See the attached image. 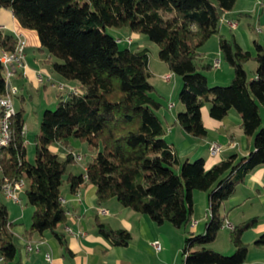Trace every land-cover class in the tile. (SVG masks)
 I'll return each mask as SVG.
<instances>
[{"label": "trees", "instance_id": "obj_1", "mask_svg": "<svg viewBox=\"0 0 264 264\" xmlns=\"http://www.w3.org/2000/svg\"><path fill=\"white\" fill-rule=\"evenodd\" d=\"M236 0H0V10L12 12L20 26L37 33L39 48L55 58L53 72L76 81L81 90L60 97L55 110H45L39 133L33 139L32 163L25 159L23 111L11 119L12 139L0 159V186L4 176L28 179L24 189L33 208L26 234L50 231L64 252H69L62 233L65 222L60 203L63 177L71 190L84 182L95 188L96 204L117 203L156 225L168 223L186 232L181 264H244L248 246L242 234L257 218L237 224L229 233L234 251L224 255L210 249L224 219L220 209L235 189L258 166H264V44L255 43L252 55L240 47L233 35L219 38V52L232 68L226 86H210L205 72L212 68L200 51L218 34L220 20L234 8ZM107 28H126L145 35L158 46L157 57L171 74L180 77L178 99L184 110L178 125L197 139L207 136L201 108L208 105L211 119L223 120L234 110L241 129L253 137L254 150L235 155L206 169L203 159L180 162L166 142V129L158 111L163 104L150 83L147 49L120 48ZM15 36L0 29V53L10 52ZM256 63L254 78L245 65ZM5 92L0 63V96ZM101 147L85 172L73 175L67 168L75 159H64L49 150L52 143L68 147L69 140ZM194 191L208 192L210 219L202 234L187 231L193 214ZM97 231L115 246H127L131 236L96 221ZM256 244H264L262 235ZM17 245L9 232L6 207L0 204V257L12 261ZM65 252V253H66ZM67 253V254H68ZM20 264V263H16Z\"/></svg>", "mask_w": 264, "mask_h": 264}, {"label": "crops", "instance_id": "obj_2", "mask_svg": "<svg viewBox=\"0 0 264 264\" xmlns=\"http://www.w3.org/2000/svg\"><path fill=\"white\" fill-rule=\"evenodd\" d=\"M228 22L233 23L234 27H231ZM0 29L10 32L14 36H22L26 42V46L30 44L40 46L37 33L22 28L13 17L12 12L8 9L0 10ZM226 34L229 36L233 35L242 49L254 55L255 43L264 44V0L235 1L234 8L227 12L220 20L218 34L214 35L216 38L211 40L212 36L201 48L205 61H207L205 59L207 51L215 50L216 47V56H220L218 46L219 38H228ZM127 37L130 39L129 36ZM131 43H133L132 39ZM25 59L26 55L24 61ZM215 61L218 62L217 66H214ZM208 62L212 65V68L205 72L209 85H228L233 76L232 68L223 65L219 58ZM157 69H159V66ZM255 69L256 63L252 71L251 79L254 78ZM148 70L151 76L149 59ZM35 73L36 69L32 68L30 71L31 78L32 75L33 77L35 76ZM36 74L35 81L37 82V76L39 74ZM166 74L171 73L165 65L162 69H159L158 77L161 78ZM28 79V74H25V70L18 71L16 76L11 78L12 85L17 89L15 96L18 95L19 87L21 88L26 81H31ZM170 80L165 83L168 84ZM37 84H43V80L41 83L37 82ZM69 85H71V82L63 86L68 88H65L68 92L69 89L74 88L73 85L72 87ZM176 88L177 90L181 88V84L177 80L174 82V90ZM61 92L59 90V93L56 94L57 99L63 97ZM169 103L166 111L170 113L172 127H169L167 124L164 138L175 151L180 162L181 160L194 161L196 159H203L205 168L209 169L213 165L233 155L237 158L245 157L254 150L253 137L246 136L243 133L240 126V116L236 112L230 110L223 120L216 121L210 118L206 106L202 107L201 119L204 127L207 129V136L200 140L186 133L176 121L177 114L182 112L184 107L181 104L176 106L174 103ZM15 110L23 111V109L17 108ZM262 118H264V113ZM221 131L223 133L222 135H220ZM209 132L212 133V136L217 134L218 139L222 137L224 139V148H222L220 154L215 156H211L209 153V144L214 142L209 140L211 137ZM57 144L63 147L59 153L60 158L64 159L68 153H71L73 156L80 157L78 161H82V156L78 154L77 150L82 151L86 145L85 143L70 139L68 147H65L61 143ZM90 148L95 149V154L92 157L94 158L100 148ZM206 153L209 159H207ZM218 156L219 158H217ZM87 164L83 167V173L85 172ZM70 173L76 175L73 172ZM26 187L27 185L25 184ZM60 203L65 211L66 219L64 223L56 227V230L63 234L70 253L64 252V249L61 248L50 231H44L41 234H26V230L31 223L33 208L27 203L24 190L20 192V204H14L6 200L0 190V204L6 207L9 232L12 234L13 241L17 245V252L14 259L9 262L1 261L0 264H16L17 262L20 264L182 263V249L186 237L185 231L180 232L168 223L156 225L149 216L140 215L123 208L115 200L98 206L96 204L95 188L87 182H84L75 190H71L67 182L66 186L61 185ZM192 205L193 214L191 220L196 221V224L194 227H191L189 223L187 231L193 234H202L205 231L206 223L210 219L208 192L193 193ZM101 207L107 210V214H98V209ZM220 215L224 221H228L233 227L249 219L257 218L256 225L245 231L241 237V241L248 246L244 264H264V244H256V241L264 235V166H258L248 174L245 183L238 186L234 193L223 202ZM96 221L107 225L112 230L127 231L131 236L129 244L123 247L113 245L108 239L98 233ZM225 231L228 230L221 229L215 241ZM228 232L230 233V230ZM229 233L227 234L229 243L227 250L232 253L234 248L230 243ZM155 241L160 245L158 252L152 247V243ZM215 241L209 247L221 253L222 251L220 249L213 248ZM47 256H49L50 260H47Z\"/></svg>", "mask_w": 264, "mask_h": 264}, {"label": "rangeland", "instance_id": "obj_3", "mask_svg": "<svg viewBox=\"0 0 264 264\" xmlns=\"http://www.w3.org/2000/svg\"><path fill=\"white\" fill-rule=\"evenodd\" d=\"M85 0H79V3H83ZM33 31V30H32ZM106 33L110 35L112 38L115 40L121 39L123 42L119 43L120 48H126L128 47L132 51H137L139 48L140 49H147L148 52V59L150 60V67H151V76H150V83L154 86L156 93L155 96L159 99V101L163 104L162 108L158 111V115L162 119L163 125L166 128L167 124L169 127L171 126L170 123V113L166 111V107L168 106V103H174L176 106L178 104H181L178 99V94L181 88L177 90V88L174 90V82L177 80L180 84L181 79L180 77L173 75V74H166L171 76V80L168 84L165 82H168L164 79L163 75L161 78L158 77V72L159 69L163 68L165 64L160 61L157 57V52H158V46L151 42L145 35L136 33V32H131L130 30L126 28H107ZM127 36L132 39L131 44H127L125 41L128 38ZM226 37H229L228 34H226ZM216 38L215 36L212 37L211 40H214ZM211 42V41H209ZM208 42V44H209ZM211 46V45H208ZM217 47L215 50L212 51H207L206 55V60L208 61H213L216 58H219L221 63L225 66H229L221 56H216L217 55ZM201 51V48H200ZM24 53L26 55L25 59V74H28V80L31 81H26L24 85L18 89V95L13 96L12 102L15 108L17 109H23V119L25 121V147H26V160L30 163L33 161L34 157V143L33 139L36 134L39 133V126L40 122L42 119L43 112L45 110H55L57 107V93H59V90L62 91L61 94L63 98L67 96L68 91H66V87L63 91V89H60L59 86L67 85L69 82H71V86L76 89V91L80 94L81 90L78 86V83L76 81H69L65 80L62 78L60 75L56 74L53 72L51 68V62L55 61V58L50 56L46 50H41L39 46H33L29 45L25 47ZM25 58V57H24ZM158 65H157V64ZM159 66V69H157ZM255 67V61L250 60L246 63L245 65V71L247 74V78L251 80L252 77V71L254 70ZM32 68L36 69V73H38L42 79H43V84H37L35 81V76L37 75L35 73V76L31 78L30 71ZM169 103V104H171ZM183 106V105H182ZM172 107V106H171ZM206 108L208 109V105H206ZM174 111V110H172ZM232 112H235L234 110H231ZM264 113V108L260 107V114L261 117H263ZM262 127H264V118H262ZM210 134V139L211 143H217L218 145L221 146V151L223 147V137L221 139L217 138V134H214L213 136L211 135L212 133L209 132ZM222 131L220 135H222ZM202 140V139H200ZM210 143V144H211ZM86 144V143H85ZM209 144V145H210ZM63 147L60 146V144L57 143H52L49 145V150L52 152H55V154L60 153V150ZM101 150V147H99ZM78 151V154L82 156V161L75 160L72 164H70L67 168L68 172H73L76 175L83 174V167L92 161V157L95 154V149H89L88 145L86 144L83 147L82 151ZM220 154V153H218ZM220 156V155H219ZM219 156L217 158H219ZM207 159L209 157L207 156ZM185 160H181V162H184ZM66 176L63 177V183L62 186H66V181H65ZM25 184L28 185V179L25 178ZM195 194L200 193L199 191L193 192ZM203 194V193H201ZM221 229H226V228H221ZM180 232H183V229H178ZM227 230V229H226ZM229 231V230H228ZM228 231H225L221 233L217 241L213 244V248L215 249H220L224 255H232L231 251H228V239H227V234L229 233ZM180 260H181V253H180Z\"/></svg>", "mask_w": 264, "mask_h": 264}, {"label": "built area", "instance_id": "obj_4", "mask_svg": "<svg viewBox=\"0 0 264 264\" xmlns=\"http://www.w3.org/2000/svg\"><path fill=\"white\" fill-rule=\"evenodd\" d=\"M228 24L231 27H234L233 23ZM16 44L12 51L6 52L2 51L0 53V63L3 67V76L5 80V92L3 95L0 96V159L2 157L4 149H6L12 139V131L10 127L11 119L16 114V110L14 108L12 98L17 93L16 87H14L11 83V78L16 76L17 72L20 70H24L25 63H24V50L26 47V42L20 35H16ZM117 43H122L123 41L121 39L116 40ZM127 44H131V39L127 38L125 41ZM218 62H214V66H217ZM170 75H165L164 79L166 81L170 80ZM42 77L40 75L37 76V82H42ZM60 89H63V86H59ZM70 92H73L74 94L77 93L75 88L69 89ZM172 106V105H171ZM25 135V128L23 127V132ZM221 152V146L217 143H211L209 145V153L211 156H215L218 153ZM75 160H78L79 157L74 155L73 156ZM0 171H1V165H0ZM25 188V183L23 179H15L4 176L1 181L0 190L3 194V197L14 203V204H20V192H22ZM98 214L105 215L107 214V210L105 208H99ZM196 224V221L191 220L190 225L191 227H194ZM223 228H226L227 230H233V225L230 224L228 221H224ZM153 249L158 252L160 250V245L158 242L152 243ZM30 249V248H29ZM47 260H50L49 256H47ZM3 261V258L0 257V262Z\"/></svg>", "mask_w": 264, "mask_h": 264}]
</instances>
